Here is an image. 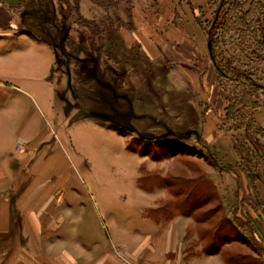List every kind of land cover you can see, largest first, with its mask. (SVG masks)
I'll list each match as a JSON object with an SVG mask.
<instances>
[{
    "label": "rangeland",
    "instance_id": "obj_1",
    "mask_svg": "<svg viewBox=\"0 0 264 264\" xmlns=\"http://www.w3.org/2000/svg\"><path fill=\"white\" fill-rule=\"evenodd\" d=\"M176 2L31 0L19 10V27L56 53L63 135L86 120L112 134L85 130L94 150L91 191L102 214L123 224L120 208L137 220L135 172L158 222L190 218L186 252L199 247L225 264H264L253 240L260 235L252 238L247 218L236 216L235 193L245 177L264 186V165L244 166L232 147L251 149L244 128L261 129L255 118L264 115V0H216L190 25L181 7L172 18ZM255 140L264 149V139ZM198 182L210 199L193 201ZM111 252L133 264L118 245Z\"/></svg>",
    "mask_w": 264,
    "mask_h": 264
},
{
    "label": "crops",
    "instance_id": "obj_2",
    "mask_svg": "<svg viewBox=\"0 0 264 264\" xmlns=\"http://www.w3.org/2000/svg\"><path fill=\"white\" fill-rule=\"evenodd\" d=\"M30 1L0 0V264H123L111 252L114 245L124 249L133 264H225L219 254H204L199 247L185 251L190 218L163 223L147 216L153 208L146 199L149 195L137 189L135 172L130 185L138 203L137 220L120 208L116 212L125 219L123 224L100 212L89 176L94 150L85 130L112 134L86 120L66 127L63 135L56 113L62 88L54 78L56 53L19 27V10ZM215 3L177 0L172 18L179 17L175 10L181 7L189 25L199 23L196 12ZM255 121L264 129V115ZM234 145L241 164L253 161L247 146ZM237 183L236 216L247 218L252 238L254 231L260 235L253 244L264 258V186L258 178L245 177Z\"/></svg>",
    "mask_w": 264,
    "mask_h": 264
},
{
    "label": "trees",
    "instance_id": "obj_3",
    "mask_svg": "<svg viewBox=\"0 0 264 264\" xmlns=\"http://www.w3.org/2000/svg\"><path fill=\"white\" fill-rule=\"evenodd\" d=\"M56 63H57V61H56ZM252 105H254V104L252 103ZM244 118H243V120L241 119L243 122H245L247 120V119H244ZM244 129H245L244 133L246 135L245 138L248 139V137L251 136V138L249 137V140L252 143L251 144L252 147H251V149L248 150V152L253 156V161L252 162H254V161L257 160V162L258 161L259 162L261 161L262 165H264V155L262 156V152L264 153V149L255 140L256 137H260V138L264 139V129H255L252 125H249V124H248V126H245ZM240 146L243 147L244 145L240 144ZM250 164H251V160H249V161L248 160H245L244 161V166L250 167ZM200 191L203 192L202 197L199 196L200 193L198 194V197L193 196V194L195 192L197 193V192H200ZM190 195H191V197H193L192 199H194L193 200L194 202L197 201V200H200L201 201L202 199H205V201H206L207 199H210L209 197H212V193H210L208 189H205L203 183L201 184V182H198L197 184L194 185V187L192 188V190L190 192ZM185 204H187L190 208H192V206L189 205L188 201L185 202ZM188 206H187V209L189 208ZM147 214H148L147 215L148 217H153L154 220L158 221L157 217L155 215H153V213L151 211L148 212ZM212 242H213V240H212ZM206 250L207 249H205V251Z\"/></svg>",
    "mask_w": 264,
    "mask_h": 264
},
{
    "label": "water",
    "instance_id": "obj_4",
    "mask_svg": "<svg viewBox=\"0 0 264 264\" xmlns=\"http://www.w3.org/2000/svg\"><path fill=\"white\" fill-rule=\"evenodd\" d=\"M208 49L210 50V55H211L210 43H208Z\"/></svg>",
    "mask_w": 264,
    "mask_h": 264
}]
</instances>
